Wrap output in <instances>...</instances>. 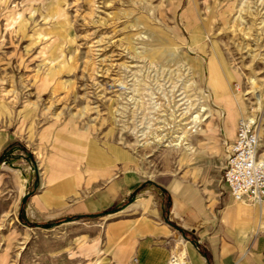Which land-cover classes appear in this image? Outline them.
Listing matches in <instances>:
<instances>
[{
  "label": "rangeland",
  "instance_id": "1",
  "mask_svg": "<svg viewBox=\"0 0 264 264\" xmlns=\"http://www.w3.org/2000/svg\"><path fill=\"white\" fill-rule=\"evenodd\" d=\"M252 115L264 160V0H0V264H141L156 226L191 264L176 211L207 216Z\"/></svg>",
  "mask_w": 264,
  "mask_h": 264
},
{
  "label": "crops",
  "instance_id": "2",
  "mask_svg": "<svg viewBox=\"0 0 264 264\" xmlns=\"http://www.w3.org/2000/svg\"><path fill=\"white\" fill-rule=\"evenodd\" d=\"M235 137V136H234ZM209 164L208 175L220 183L219 168ZM129 182L127 181L126 184ZM115 183L106 188V196L113 195ZM138 184H134L133 188ZM219 184L218 193L206 204L212 207L207 216L177 210V222L181 236L189 243L191 264H264V200L257 202L251 210H243L230 195L227 186ZM211 192V191H209ZM104 192L95 201L90 198L87 205L99 210L105 204ZM133 196V204L138 203ZM180 212V213H179ZM174 229L156 226L138 240L135 255L141 264H167L173 252ZM183 241V240H182ZM95 253L100 249L93 246ZM184 256V255H183Z\"/></svg>",
  "mask_w": 264,
  "mask_h": 264
},
{
  "label": "built area",
  "instance_id": "3",
  "mask_svg": "<svg viewBox=\"0 0 264 264\" xmlns=\"http://www.w3.org/2000/svg\"><path fill=\"white\" fill-rule=\"evenodd\" d=\"M222 168V181L235 201L264 200V160L259 157L260 135L253 121H238ZM174 259V258H173Z\"/></svg>",
  "mask_w": 264,
  "mask_h": 264
},
{
  "label": "bare ground",
  "instance_id": "4",
  "mask_svg": "<svg viewBox=\"0 0 264 264\" xmlns=\"http://www.w3.org/2000/svg\"><path fill=\"white\" fill-rule=\"evenodd\" d=\"M206 110L207 108H201V113L200 111L197 112L195 115H194V118H191L190 117H185L183 116L178 124L176 125V128L174 129L173 133H175L174 136H172L169 140H168V146H177V145H182L184 148L183 150H185L186 152H191L193 150V146H192V143H188V142H185L187 138H184L185 137V133L188 132L191 134H188L190 136H194L193 134L196 132V133H199L200 132V127H195V125L197 124V122L199 123L200 121L203 120V114L205 113L206 114ZM209 112V111H208ZM179 119V118H178ZM246 120L248 121H253L255 120L253 115L252 116H247L245 117ZM137 140H142V139H137ZM147 140H143V142H141L140 145H146V142ZM17 167V166H16ZM19 173V172H18ZM23 184L25 185L26 184V180H23ZM70 221V220H68ZM167 264H190L188 263L185 259H184V256H176V258L174 259H170L168 261Z\"/></svg>",
  "mask_w": 264,
  "mask_h": 264
}]
</instances>
